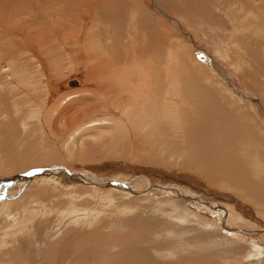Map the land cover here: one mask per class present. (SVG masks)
<instances>
[{"label": "bare ground", "instance_id": "bare-ground-1", "mask_svg": "<svg viewBox=\"0 0 264 264\" xmlns=\"http://www.w3.org/2000/svg\"><path fill=\"white\" fill-rule=\"evenodd\" d=\"M208 31L227 46L201 48L196 38ZM0 166L1 193L20 187L13 201L0 193V211L18 218L0 264H36L24 236L40 231L43 209L79 194L100 198V213L113 206L116 218L130 216L120 220L137 232L134 241L101 237L99 261L111 259L106 245L150 242L160 260L144 247L132 250L136 258L125 247L121 257L212 264L224 255L221 264H258L264 0H0ZM96 215L71 223L94 225L99 236L108 218L95 224ZM138 222L146 225L140 232ZM234 231L255 243L250 257L237 258ZM47 251L52 260L68 252Z\"/></svg>", "mask_w": 264, "mask_h": 264}, {"label": "rangeland", "instance_id": "rangeland-1", "mask_svg": "<svg viewBox=\"0 0 264 264\" xmlns=\"http://www.w3.org/2000/svg\"><path fill=\"white\" fill-rule=\"evenodd\" d=\"M27 7H30V5H28ZM27 7H23V9L21 11L25 10ZM188 32L191 33V30L188 29ZM208 32H209L208 33L209 35L202 36V37L198 36V38H196L198 40V44H199V46L201 48L204 47V46L206 48V46H210L211 44L213 45V47L217 46V45L218 46H222V47L223 46H227V44L229 42L227 37H225V36H223L221 34H218V33L215 34V32H211V31H208ZM191 34L194 36L193 33H191ZM207 42H209V43H207ZM2 169H3L2 166H0V171H2ZM35 178H37V173H35V175L32 177V179H29V181L33 182V180ZM123 182L125 183V181H123ZM127 185H129V184H127ZM164 185L166 186L167 183H165ZM164 185L160 184V187H162ZM155 186H159V185H155ZM17 187H18L17 185H15V186L14 185L13 186H7V189H5L6 191L3 190V192H6L5 193V197L11 198L12 201L14 199H18L19 196L17 198L14 197L15 196L14 194H17V190L20 189V187H18V188ZM113 188H116V187L113 186ZM135 189L138 192H136ZM130 190H131V192L133 194H138L141 191V189L139 190L138 187H134V186H133V188H132V186H130ZM1 191H2V189L0 188V193H1ZM124 193H126V192H124ZM79 195H80V197L78 195H76V196L75 195H69V196L64 195V197L58 198L59 201H63V205H61V207H57V209L58 208L59 209L58 210L54 209L55 211H53L51 213L50 212L47 213L43 209V211H41V212L46 214L47 216H45L44 219H41V216L39 217V219L42 220L37 225V227L40 228V231H37L36 230L37 228H35L34 230H32L31 233H29V234L24 236V240H25V242H27V245L23 248V250L24 251H26V249L27 250H30V249L34 250L35 258L33 259V261L36 260V264H128L129 258L121 257L125 247H129L128 250L131 251V253H132L131 256H134V252L132 250H135V254H136L137 247H144L147 250L149 249V253L153 254L155 259H157V260L161 259V257H159V255L156 254L155 251H151V249H150L151 248V243L150 242H149L150 245L143 244L142 242L141 243L140 242H136L134 244L135 247L133 245H132L133 247L126 245V246H123V247L120 248L118 246L115 247L114 245H113V247L112 246L108 247L106 245L107 247L106 246H104V247L106 248V251H109L111 259L109 261H105V262L103 260H101V261L97 260L93 256V254L98 249V245L100 244L101 237L110 238L113 241H115V240L118 241V240H120L119 238L121 236H123L125 234L126 235L128 234V235H134L132 238H130L131 240L133 239L132 241H134L137 238V236L135 235L137 232H135L133 229H131V227H128V224H129L128 221L127 222L126 221L122 222V220H120V218L126 219V218H129L130 216L121 217V215H119L116 218L115 214H117V213L114 210L113 206H111L110 203L108 202L109 199L108 200L106 199L107 201L104 202V205H106L108 207L111 206L109 208H106V209H108V212L100 213V211H102L101 207L98 205V204H100V200H99L100 198H98L95 195H93L94 200L90 201V200L87 199L86 196H84L82 194H79ZM5 197H3V198H5ZM130 197H132V195ZM72 198H75L74 201H70L69 200V199H72ZM64 201L67 204H65ZM82 201H90L91 204L87 205L88 208H84L83 210H79L78 207H75V210L73 209L74 211L71 210L72 209L71 207H74L76 205V202L80 203ZM113 203H115V202L113 201ZM142 203H145V202H142ZM221 205H223V203H221ZM63 206H65V207H63ZM223 206H225V205H223ZM7 209L5 211H0V220H1V218L3 220V223H0V237L5 241V242H1L0 241V255L1 256H6V253H7L6 248L10 247L8 245V242L11 241L12 237H13V232H12L13 226H12V224L16 225L18 223V218L17 217L15 218L13 215L8 214ZM72 211L73 212L76 211V213L73 214L74 216L72 215L73 217L72 216L71 217L70 216H66V215L72 214ZM109 212L110 213L113 212L112 216H111V214H109ZM147 212H148V214H150L149 211H147ZM92 214L93 215L97 214L96 217H95V220L97 219V222L95 224L101 223V218L102 219L104 218L105 220H107L106 218H108V224L104 223L103 224L104 226L100 225V231L99 232L102 233V234L99 233V236H95L96 233H97V230H96L94 225L93 226L92 225L88 226V225H84V224H81V223L75 225V223H71L73 221L72 218H76L77 219L79 217H82L83 219H86L88 216H92ZM105 214H106V216H105ZM148 214H143V216L151 218V219L154 218V217L156 218V217L159 216V215L155 216L154 214H152V212H151L150 216ZM213 214H217V216H220L221 218H223V220L230 219V222H231V220L233 222V219H231V217H232L231 213H222V214L220 213L219 214L217 212H214ZM225 214L227 216H225ZM59 219L61 221L62 220H64V221H62V223H60L61 221ZM246 220L250 221L249 219H246ZM118 222H120V223H118ZM107 226L109 228H107ZM145 226L146 225H144L143 222H138L136 224L137 228H135V229H137V231L140 232V228H145ZM26 227L29 228V226L27 224H26ZM149 227H152V226H149ZM5 228H7V229L3 230ZM130 230L131 231L133 230V231L131 232ZM4 233H9V236H5ZM63 233H65L66 237L64 236ZM122 233H123V235H122ZM145 233H149V234L153 233L152 228L149 229L148 231L143 230V234H145ZM17 238L18 239L23 238V233L19 234L17 236ZM35 238H37V239H35ZM99 238H100V240H99ZM231 238L238 245H241V247H242L241 254L237 255V258H239V259H241L242 257H250V255L248 253L249 250H251V249L255 250L254 248H256V247H254L255 243L252 241V239L250 237H247L244 234L240 235V234H238L237 232L234 231L231 234ZM64 239L67 240V241H64ZM255 240L257 241L256 243L259 246L264 244V235H260ZM34 242L37 243L36 246H35ZM65 242H66V244H64ZM154 245L155 246H159V245H157V243H155ZM170 245H171V243H167L168 248L170 247ZM47 250H50V251L53 252L52 253L53 257H54V254H59V253L68 251L67 255H66L67 257L62 256L59 259H55V257H54V260H52L48 255L46 256V253L48 252ZM141 256L143 257V254ZM185 256H187V254ZM170 258H171V256H170ZM170 258L168 259V261H171ZM203 258H207V257L203 256ZM259 258H260V256L257 257V263L259 262L258 264H264V262H263L264 261V257L262 259H259ZM175 259H173V260H175ZM45 260H47V261H45ZM220 260H221L220 263L212 262V264H216V263L217 264H221L225 260L224 255H222V257H220ZM161 261H164V260H161ZM195 264H198V263H195Z\"/></svg>", "mask_w": 264, "mask_h": 264}]
</instances>
